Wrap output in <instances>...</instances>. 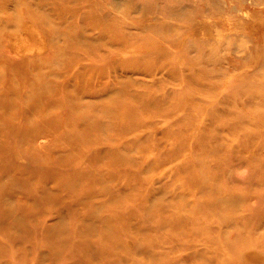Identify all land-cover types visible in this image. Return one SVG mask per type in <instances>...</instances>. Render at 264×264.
Segmentation results:
<instances>
[{
	"label": "rangeland",
	"instance_id": "1",
	"mask_svg": "<svg viewBox=\"0 0 264 264\" xmlns=\"http://www.w3.org/2000/svg\"><path fill=\"white\" fill-rule=\"evenodd\" d=\"M0 173V264H264V0H0ZM194 200L228 262L160 245Z\"/></svg>",
	"mask_w": 264,
	"mask_h": 264
},
{
	"label": "bare ground",
	"instance_id": "2",
	"mask_svg": "<svg viewBox=\"0 0 264 264\" xmlns=\"http://www.w3.org/2000/svg\"><path fill=\"white\" fill-rule=\"evenodd\" d=\"M233 126L235 127V124ZM183 142L185 143V145H188V146L189 145L190 146H195V145L196 146H201L200 143L196 140V137L195 136H191V135H185V136L183 135ZM197 150L198 151H203V149H200V148H197ZM185 162H186L185 160H182V161L179 162L178 171L179 170H181V171L187 170V166H183V168L181 169V165L183 163H185ZM202 172H203V170H202ZM204 173L206 174V172H204ZM0 176H2V173H0ZM209 179H210V177H205V180H203L201 183L199 181H197L198 184H193L194 189L200 188L201 190H203L202 188L207 185V183L209 182ZM205 188H207V187H205ZM185 191H188L189 193L190 192L193 193L190 190H185ZM184 193L185 192H182V195H185ZM154 199H155V197H154ZM230 200L232 202H234L235 206H236V203H238V199H236V198H231ZM213 202L207 201V202H205L206 203L205 206H202V203L198 204V201L194 200L193 201V205L191 206V208L189 210H186L185 213H184L187 216L182 214V213H180L179 211H174V216L173 215L172 216H168V217L161 216L160 219H156L155 222L153 223L154 226L158 227V226H160L162 224H164V225L168 224L170 226V229H169V231L167 233V238H165L160 243V245L164 246L165 244H168L171 240H176L177 244H179L182 248H185L187 250L188 249L197 248V251H198V248H199V250L203 254L208 255V256L210 255L213 260L218 261L219 263L228 262L229 259L232 258V256L230 255V256H228L226 258L225 255L227 253H229V250H230L229 248L234 247L236 245V243L239 241L238 240L239 236H243L244 233L242 232V233L239 234V232H238L239 230H238L236 233L239 234V236L238 237L237 236L236 237L233 236L234 237L233 240L230 239L228 242L227 241H221L220 238H217L218 239V241H217V239H215L212 236H210L209 234L214 236V233H209V232L215 230V227L218 225V222L209 223V219L207 217H200V219H197V217L200 216V214L202 213L203 209L212 210L215 207L216 201H213ZM211 205H214V206H211ZM150 207H151V205H150ZM202 207H204V208H202ZM182 208H183V206H182ZM215 210L219 214H221L222 220H224V221H226V220H234L235 221L237 217L239 218V216H236L235 210H229L228 208H220V210H219V208L218 209L215 208ZM100 211L97 210V213L100 212ZM160 212H162L161 209L156 210V211H152L151 210L149 212L150 213V217L149 218H151L152 213H153V217H155V216H157V214H160ZM62 216H63V214H62ZM95 216H97V215L95 214ZM140 218L143 220L144 223L146 221L150 220L149 218H146V217L143 218V216H141ZM83 222H85V221H83ZM87 223H88V221H87ZM123 223H125V221H123ZM64 224H65V221H64ZM67 226H68V224H67ZM234 226H235V229H236L237 228V224L234 223ZM121 228L125 229L124 227H121ZM105 229H106V227H105ZM203 230H208L209 234L204 233ZM182 232L187 234V236H185L184 234H181ZM199 232H201L202 234H206V235L210 236L211 238H208L207 242H202L199 238H197V236H198L197 233H199ZM217 233L221 234V231H219ZM181 235L184 236V237H181ZM223 236H224V234H223ZM138 239H139L140 242H142L140 246L144 250L147 251V253L149 254V257H151V261L153 262V264H156L155 263V259L158 256L153 250H151V247H153L154 239L151 238L149 235H145V234L139 236ZM150 240H152V241H150ZM247 242L249 244H251L253 246L252 248H255L256 250H261V247L264 250V244H261L259 241L256 244L253 243V242H249V241H247ZM209 243L214 245L213 249L210 248V246L208 245ZM85 244L84 243L79 244L76 247V250L81 252L85 257H87L89 253H87L86 250H87V246H90L89 245L90 242H85ZM105 244L108 247L111 246V242H109L107 240H104V239H102V241L99 240L97 242V244L91 243V245L95 246V250L93 248L91 250L94 251L95 253L97 251V253H99V257H103L104 253L100 249ZM259 244H260V246H259ZM130 247H132V246H130ZM248 259H250V258H248ZM161 264H164V263H161ZM165 264H173V263L168 261Z\"/></svg>",
	"mask_w": 264,
	"mask_h": 264
}]
</instances>
